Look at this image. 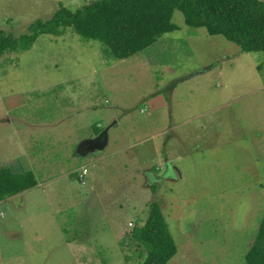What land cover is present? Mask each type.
I'll return each mask as SVG.
<instances>
[{
    "label": "rangeland",
    "instance_id": "374dc122",
    "mask_svg": "<svg viewBox=\"0 0 264 264\" xmlns=\"http://www.w3.org/2000/svg\"><path fill=\"white\" fill-rule=\"evenodd\" d=\"M92 1L0 0V32L21 47L34 21ZM171 21L123 60L71 27L0 57V168L37 183L0 202V264H140L122 229L153 202L167 264H245L264 215V51ZM109 126L105 148L78 150Z\"/></svg>",
    "mask_w": 264,
    "mask_h": 264
},
{
    "label": "trees",
    "instance_id": "16d2710c",
    "mask_svg": "<svg viewBox=\"0 0 264 264\" xmlns=\"http://www.w3.org/2000/svg\"><path fill=\"white\" fill-rule=\"evenodd\" d=\"M174 11L181 12L188 27L222 36L244 53L264 51V0H95L75 11L60 5L50 19L34 21L27 28L28 34L21 36V47L17 38L0 32V57L6 52L27 50L40 35L59 36L71 27L81 38L106 45L114 59H127L178 29L171 21ZM36 184L31 171L13 172L2 167L0 202ZM147 207L144 223L133 225L130 237L135 248H141L140 264H167L177 247L158 204L149 203ZM244 261L264 264V215Z\"/></svg>",
    "mask_w": 264,
    "mask_h": 264
},
{
    "label": "crops",
    "instance_id": "0c3cea01",
    "mask_svg": "<svg viewBox=\"0 0 264 264\" xmlns=\"http://www.w3.org/2000/svg\"><path fill=\"white\" fill-rule=\"evenodd\" d=\"M175 88H173L172 89V91L174 90ZM157 101L158 100H156V103H157ZM160 104V103H159ZM112 126V125H111ZM111 126H109V129H108V131L110 130V128H111ZM93 138L92 137H90V138H84V139H82V140H80V143H82V145L79 147V149L78 150H80V148L82 147V146H87V144H89L88 142H89V140H92ZM109 140H110V137H107V142H106V144H105V146H107V144H108V142H109ZM105 146L103 147V148H105ZM102 148V149H103ZM90 154V152H88V153H86L84 156H90L89 155ZM91 154H95V152H93V153H91ZM177 170V169H176ZM27 170L25 169V171H23V172H26ZM32 172V171H31ZM22 173V172H21ZM33 173V172H32ZM160 177V174L159 175H155V180L154 181H158L157 179ZM156 182H154V183H151L150 185L149 184H143V185H141V187L142 188H146V187H148L149 189L155 184ZM37 185V184H36ZM133 196H136V194L135 195H133ZM10 198H8L7 200H9ZM11 199H12V197H11ZM3 202V201H2ZM130 202H131V200H130ZM145 205H146V203H145ZM131 207H132V211H133V213H131V218L129 219V220H127L126 221V226L122 229V233H126V234H130V232H131V229H132V227H133V225L132 224H128L129 222H133L134 224H135V218H136V215H137V212H136V209H137V205L136 204H132L131 205ZM139 210V209H138ZM119 238H121V239H123V236L122 235H120L119 236ZM118 238V240H121V239H119ZM129 240H131L132 241V239H129ZM135 245V244H134ZM124 263V261H121L120 263Z\"/></svg>",
    "mask_w": 264,
    "mask_h": 264
},
{
    "label": "water",
    "instance_id": "95a60500",
    "mask_svg": "<svg viewBox=\"0 0 264 264\" xmlns=\"http://www.w3.org/2000/svg\"><path fill=\"white\" fill-rule=\"evenodd\" d=\"M107 130L108 129H104L98 137L89 140L88 143L96 145L94 150H101L105 146L107 142Z\"/></svg>",
    "mask_w": 264,
    "mask_h": 264
},
{
    "label": "built area",
    "instance_id": "2783aa9c",
    "mask_svg": "<svg viewBox=\"0 0 264 264\" xmlns=\"http://www.w3.org/2000/svg\"><path fill=\"white\" fill-rule=\"evenodd\" d=\"M86 169H82L81 171H80V173L78 174V179H79V182L81 183V185H84V177L86 176Z\"/></svg>",
    "mask_w": 264,
    "mask_h": 264
},
{
    "label": "flooded vegetation",
    "instance_id": "af4514ba",
    "mask_svg": "<svg viewBox=\"0 0 264 264\" xmlns=\"http://www.w3.org/2000/svg\"><path fill=\"white\" fill-rule=\"evenodd\" d=\"M95 144H87V146H82V150H89L90 148H94L95 149ZM81 150V149H80Z\"/></svg>",
    "mask_w": 264,
    "mask_h": 264
}]
</instances>
